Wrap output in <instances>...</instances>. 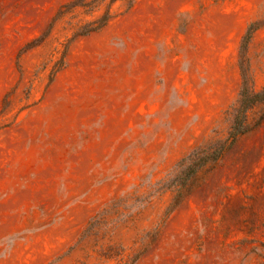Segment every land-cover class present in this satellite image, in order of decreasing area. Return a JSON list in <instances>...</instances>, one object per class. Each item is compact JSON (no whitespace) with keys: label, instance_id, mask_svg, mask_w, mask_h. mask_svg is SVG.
<instances>
[{"label":"rangeland","instance_id":"rangeland-1","mask_svg":"<svg viewBox=\"0 0 264 264\" xmlns=\"http://www.w3.org/2000/svg\"><path fill=\"white\" fill-rule=\"evenodd\" d=\"M264 0H0V264H264Z\"/></svg>","mask_w":264,"mask_h":264},{"label":"trees","instance_id":"trees-1","mask_svg":"<svg viewBox=\"0 0 264 264\" xmlns=\"http://www.w3.org/2000/svg\"><path fill=\"white\" fill-rule=\"evenodd\" d=\"M259 102H264V90L253 95H247V93L243 91L240 106L237 108L235 124L233 127V140L246 131L245 120L247 110Z\"/></svg>","mask_w":264,"mask_h":264}]
</instances>
